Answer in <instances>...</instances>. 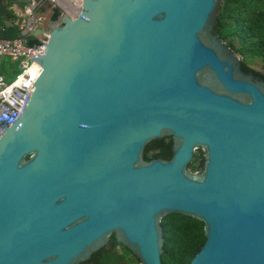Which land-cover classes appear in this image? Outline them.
I'll return each mask as SVG.
<instances>
[{"label": "water", "instance_id": "95a60500", "mask_svg": "<svg viewBox=\"0 0 264 264\" xmlns=\"http://www.w3.org/2000/svg\"><path fill=\"white\" fill-rule=\"evenodd\" d=\"M222 2L80 0L47 20L0 134V264H80L111 236L162 264L169 214L203 223L189 264H264V81L217 34ZM167 137L171 157L145 160Z\"/></svg>", "mask_w": 264, "mask_h": 264}, {"label": "trees", "instance_id": "16d2710c", "mask_svg": "<svg viewBox=\"0 0 264 264\" xmlns=\"http://www.w3.org/2000/svg\"><path fill=\"white\" fill-rule=\"evenodd\" d=\"M40 12L48 13V19L59 14L56 9L49 11L41 8ZM215 30L231 50L241 58L242 70L252 72L255 76L264 79V76L253 70L248 62L257 59L261 62V68L264 69V0H223ZM15 36L11 34L8 37ZM26 44L34 46L38 44V40L32 38L27 40ZM170 146L169 137L152 141L144 150L145 160L169 159ZM202 164L203 153L199 151L194 154L188 168L192 172L199 171ZM161 227L164 240L163 252L160 256L162 264H189L205 242L203 223L194 218L181 214H169L161 220ZM111 244L110 247L101 248L92 254L90 260L80 264H128L127 256L134 257L126 248L117 244L114 238Z\"/></svg>", "mask_w": 264, "mask_h": 264}, {"label": "built area", "instance_id": "2783aa9c", "mask_svg": "<svg viewBox=\"0 0 264 264\" xmlns=\"http://www.w3.org/2000/svg\"><path fill=\"white\" fill-rule=\"evenodd\" d=\"M22 7L16 11L11 23L17 26V36H5L6 28L0 26V134L4 128L13 125L21 116L33 84L39 73V65L31 60L37 54L43 55L48 36L46 22L48 17L39 13L41 8L58 9L62 14L74 16L80 9V0H22ZM37 29L42 32L34 35ZM35 38L38 44L28 46L27 40ZM43 43V44H42ZM12 61L22 60L18 73L7 82L2 70V58ZM12 72V71H11Z\"/></svg>", "mask_w": 264, "mask_h": 264}, {"label": "crops", "instance_id": "0c3cea01", "mask_svg": "<svg viewBox=\"0 0 264 264\" xmlns=\"http://www.w3.org/2000/svg\"><path fill=\"white\" fill-rule=\"evenodd\" d=\"M22 3V0H0V26L6 28L5 36L11 34L17 36V26L11 22L15 18L16 11L22 7Z\"/></svg>", "mask_w": 264, "mask_h": 264}, {"label": "rangeland", "instance_id": "374dc122", "mask_svg": "<svg viewBox=\"0 0 264 264\" xmlns=\"http://www.w3.org/2000/svg\"><path fill=\"white\" fill-rule=\"evenodd\" d=\"M39 13H41V12L39 11ZM42 14L46 15V16L48 15V13H45V12H43ZM240 60H241V58H240ZM21 61L22 60L12 61L8 57L2 58V70L4 72V75H5L7 82L11 81L15 77V75L18 73V71H19L18 65ZM248 62L251 65V67L261 68V66H262V65H260L261 62L257 59L249 60ZM261 69H263V68H261ZM197 152H199V151L198 150L195 151V153H197ZM116 249L120 250L119 247H116ZM127 262H128V264H138V262H136L135 258L132 256H127Z\"/></svg>", "mask_w": 264, "mask_h": 264}, {"label": "flooded vegetation", "instance_id": "af4514ba", "mask_svg": "<svg viewBox=\"0 0 264 264\" xmlns=\"http://www.w3.org/2000/svg\"><path fill=\"white\" fill-rule=\"evenodd\" d=\"M262 74V73H261ZM263 76H264V74H262ZM256 77H258V76H256ZM259 79H261V80H263L264 81V79L263 78H261V77H259ZM200 152H202L201 150H199ZM203 153V152H202ZM203 156H204V153H203ZM112 238H113V236H111L110 237V240H112ZM111 242V241H110ZM112 244L110 243L108 246H106V247H110Z\"/></svg>", "mask_w": 264, "mask_h": 264}]
</instances>
